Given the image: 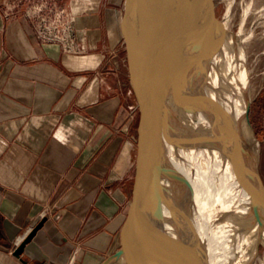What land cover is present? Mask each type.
<instances>
[{"label": "crops", "instance_id": "obj_1", "mask_svg": "<svg viewBox=\"0 0 264 264\" xmlns=\"http://www.w3.org/2000/svg\"><path fill=\"white\" fill-rule=\"evenodd\" d=\"M60 5L69 48L37 40L28 4L10 19L0 4V264H102L129 220L138 109L118 56L123 0Z\"/></svg>", "mask_w": 264, "mask_h": 264}, {"label": "bare ground", "instance_id": "obj_2", "mask_svg": "<svg viewBox=\"0 0 264 264\" xmlns=\"http://www.w3.org/2000/svg\"><path fill=\"white\" fill-rule=\"evenodd\" d=\"M222 50L221 43L218 70L227 96L225 109H216V114L208 110L207 80L199 77L196 68L188 74L186 92L171 87L161 97V110L175 138L186 140L179 145L170 139L159 143L166 149V163L171 170V177L161 180V184L179 212L172 214L168 207L158 205L162 231L159 229L157 235L178 264H264V254L260 253V246L264 247V210L259 211L258 223L240 162L244 152L250 159L260 150L244 117L246 104L252 101V87L244 95L241 76L237 88L229 89V73L222 68ZM229 72L235 74L233 68ZM175 175L185 182L174 180ZM239 207L251 216V235L237 220ZM141 217L138 241L144 235L149 245L152 228L146 208ZM116 264L127 263L122 259Z\"/></svg>", "mask_w": 264, "mask_h": 264}, {"label": "water", "instance_id": "obj_3", "mask_svg": "<svg viewBox=\"0 0 264 264\" xmlns=\"http://www.w3.org/2000/svg\"><path fill=\"white\" fill-rule=\"evenodd\" d=\"M205 1L125 0L121 32L126 48L129 84L139 111L136 140L138 173L123 243L102 264H116L122 259L127 264H139L136 252L142 227L141 216L145 208L151 216L152 234L149 238L150 244L144 243L142 251L146 247L148 253H144L151 257L150 264H155V259L157 264H178L169 254L163 238L157 235L159 229L162 231L158 205L168 207L172 214L179 212L161 184V180L171 177V170L166 163V149L159 143L170 139L179 145L186 140L184 137L183 140L175 138L169 119L165 120L161 110V97L171 87H179L186 92L188 74L197 66L202 49L210 45L218 50L221 46L220 37L201 33L200 24L207 8ZM158 3L160 5L155 9L154 6ZM184 97H187L184 101L187 102L188 95ZM249 107L250 104L247 103L244 117L255 137L250 124ZM255 142L259 144L256 137ZM259 160L260 150L250 159L245 156V152L240 157L242 179L253 202L252 209L258 223L259 211L264 210V184L259 172ZM173 178L183 181L176 175ZM45 222L46 219H43L15 250L16 257L21 258L24 255L26 246Z\"/></svg>", "mask_w": 264, "mask_h": 264}, {"label": "rangeland", "instance_id": "obj_4", "mask_svg": "<svg viewBox=\"0 0 264 264\" xmlns=\"http://www.w3.org/2000/svg\"><path fill=\"white\" fill-rule=\"evenodd\" d=\"M70 1L0 0V4H11V6L15 4L18 7L16 9L17 13L24 11V4H28L24 14L30 8L32 9L39 5L47 4L50 10L55 9L62 13L61 28L68 25L72 30V19L68 17L66 9L60 5L68 4ZM251 1H253V7H250ZM124 5L125 0H123V8ZM200 29L201 33L205 36H217L222 39V68L229 73V89L232 86L237 88L241 76L244 77V85L242 86L244 95L248 94L249 86L251 85L252 87L249 118L255 137L260 143L259 172L264 184V0H208L206 12L204 10L201 20ZM71 38L69 39V44ZM118 56L124 65V72L126 73L127 82L131 89L124 39ZM120 59H118V63ZM229 66L235 70L234 75L229 72ZM195 68L199 73V77L207 80L206 107L208 110L216 114V109H225L227 106V96L223 84L219 81V49L216 50L213 46L206 45L199 55L198 64ZM138 123L139 111L136 117V140ZM137 173L138 158L131 188L130 203L133 198ZM250 219L251 216L239 207L237 220L249 235H251L252 230ZM262 241L264 242V239ZM144 243L147 245L146 238L143 235L137 243L138 251L136 252V259L139 264H150L151 257L146 256L144 253L146 247L142 251ZM263 252L264 247L261 245V255L264 254ZM146 253L148 252L146 251ZM154 263L157 264L156 260H154Z\"/></svg>", "mask_w": 264, "mask_h": 264}, {"label": "built area", "instance_id": "obj_5", "mask_svg": "<svg viewBox=\"0 0 264 264\" xmlns=\"http://www.w3.org/2000/svg\"><path fill=\"white\" fill-rule=\"evenodd\" d=\"M4 16L12 18L18 8L15 4H3ZM62 13L57 10H50L47 4H42L26 10L25 17L31 22L34 35L38 41L44 44L60 43L69 48V39L72 30L67 25L61 28Z\"/></svg>", "mask_w": 264, "mask_h": 264}]
</instances>
